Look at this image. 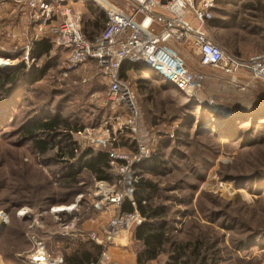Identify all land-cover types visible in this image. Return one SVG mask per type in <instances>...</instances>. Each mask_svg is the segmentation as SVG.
Returning <instances> with one entry per match:
<instances>
[{
	"label": "rangeland",
	"instance_id": "rangeland-1",
	"mask_svg": "<svg viewBox=\"0 0 264 264\" xmlns=\"http://www.w3.org/2000/svg\"><path fill=\"white\" fill-rule=\"evenodd\" d=\"M59 1L53 2L54 15L46 27L59 25L63 5H69L81 15L89 41L104 27L106 3L130 10L125 0ZM222 1L207 25L216 44L241 60L263 53L264 0ZM89 7L104 12L100 30L92 24L95 13ZM32 17L14 0H0V77L20 70L0 90V264H31L37 243L53 259L100 243V254H107L103 264H138L144 251L135 239L139 223L105 242L109 225L128 214L105 202L124 190L128 177L122 166L111 164V152L140 165L133 166V178L155 187L147 194L152 207L163 211L159 222L168 240L157 259L145 264L172 262L178 248L187 264H264V81L244 70L232 76L203 68L190 49L177 45L189 70L205 75L202 89L189 96L166 80L129 69L121 79L133 93L135 119L127 105L111 100L109 78L96 62L69 68V53L51 37V53L34 58L33 45L42 39ZM186 18L194 24L190 14ZM44 67L41 80L33 81ZM51 113L82 128L70 136L77 147L74 158L67 152L58 155L64 129L52 136L55 146L46 155L24 137L26 126ZM140 145H147L149 155L137 163ZM87 149L108 152L112 183L97 181L88 171L72 184L65 181ZM152 158L160 168L144 169ZM92 223L98 229L106 226L92 232ZM195 247L198 255L192 254Z\"/></svg>",
	"mask_w": 264,
	"mask_h": 264
},
{
	"label": "built area",
	"instance_id": "built-area-1",
	"mask_svg": "<svg viewBox=\"0 0 264 264\" xmlns=\"http://www.w3.org/2000/svg\"><path fill=\"white\" fill-rule=\"evenodd\" d=\"M14 1L31 12L41 39L51 37L57 47L69 53V68L96 62L104 69L109 78L111 100L127 105L133 111L135 119L138 118V113L131 102L133 93L129 83L123 82L120 76L125 66L137 67L143 76L149 75L145 70H151L169 82L175 90L189 96L202 89L205 75L189 70L185 58L177 50V45L190 49L203 68L216 69L232 76L244 70L253 80L264 81V52L241 60L226 53L209 34L207 23L211 11L222 0H125L132 10L119 9L106 3V26L93 41L85 36L82 17L71 6L63 5L61 23H51L47 28L54 15L53 2L58 3L59 0ZM187 14H190L194 24L186 18ZM140 147L137 163L149 155L147 145ZM110 158L111 164L122 166L121 172L127 173L128 177L123 184L124 190L114 192L105 198V202L119 208L128 199L135 206L133 194L137 181L133 178V159L119 152H111ZM142 221L137 212L120 214L107 228L105 242L114 241L121 229L127 232L134 222L140 225ZM95 238L93 235V239ZM103 241L104 239L101 244ZM37 245L31 264H66L63 257L51 258L42 243ZM100 255L101 258L99 256L91 264H103L102 259L107 254L102 252Z\"/></svg>",
	"mask_w": 264,
	"mask_h": 264
},
{
	"label": "trees",
	"instance_id": "trees-1",
	"mask_svg": "<svg viewBox=\"0 0 264 264\" xmlns=\"http://www.w3.org/2000/svg\"><path fill=\"white\" fill-rule=\"evenodd\" d=\"M223 3V1H220ZM92 13H95V20L92 22L94 28L100 30L102 23L104 21L103 13L97 14L96 10L92 7H89ZM217 12V10L215 9ZM213 23V20H209L207 25L209 26ZM106 26V16L105 23L103 29L99 32L101 33ZM208 28V27H207ZM84 31V30H83ZM98 33V34H99ZM84 34L86 35L85 31ZM87 36V35H86ZM53 50V43L51 40L42 39L40 41H36L33 45L32 56L37 59H41L44 56H47ZM131 69L134 70L139 75H142L137 67H133L132 65H128L123 67L120 76L124 77L126 72ZM46 72V67L36 71L31 79L35 82L41 80L42 76ZM153 80H163L160 78L155 72L149 70L147 72ZM20 76V70L2 75L0 77V90H4L8 84H12ZM29 78V77H28ZM27 78V79H28ZM142 81H145L142 79ZM62 129L65 130V137L62 142L64 144L59 148V156L65 155L66 152L69 154L71 158L75 157V152L77 151L76 143L71 141V133L79 132L82 128L72 127L68 120L63 119L57 114H48L43 119L38 120L35 124H31L30 126H26L23 130V135L26 139H30L33 144V148L39 152L41 155L48 154L54 148L53 138L55 134H57ZM40 133L45 134L46 139H41L39 135ZM140 165L134 166L136 170ZM160 168L159 162L157 158H152L149 160L146 165H144V169H156ZM88 171L97 181H103L112 183V175H111V167H110V159L107 151L104 150H93L87 149L82 156L80 157L78 167L74 169L72 166L71 170L66 173L63 177L66 182L74 183L77 177L83 172ZM155 187L151 185L149 182L144 181L143 179L137 180L134 184V194L133 201L135 203V207L132 203L126 200L122 207L123 211L128 213H133L134 208H136L141 217L145 219V222L140 224L135 233V239L137 241L142 242L144 246V251L142 255L138 257V264H145L152 260L157 259L163 250V246L167 242V231L162 222H159L163 215V211L161 209H156L152 207L150 202V195L147 192H154ZM102 248L94 246L89 249H76L74 250L70 256H65V262L67 264H90L96 261ZM192 254L198 255V248L195 247ZM200 256V254H199ZM183 257V253L181 248H178V251L175 255L171 257L172 262H168L167 264H187L186 262H181Z\"/></svg>",
	"mask_w": 264,
	"mask_h": 264
},
{
	"label": "crops",
	"instance_id": "crops-1",
	"mask_svg": "<svg viewBox=\"0 0 264 264\" xmlns=\"http://www.w3.org/2000/svg\"><path fill=\"white\" fill-rule=\"evenodd\" d=\"M132 71H134V70H132ZM135 72V71H134ZM136 73V72H135ZM143 76V75H142ZM151 77V76H150ZM93 225H91L92 227H90L93 231L92 232H98V233H100L104 228H105V226L104 227H102L101 229H98L99 228V224H97V228H96V224L95 223H92ZM87 225H89V223H87ZM98 247V246H97ZM72 251V250H71ZM71 251L70 252H68L65 256H70V254H71ZM119 252H121V254L122 253H124V250L122 249V250H120ZM126 252V251H125ZM123 255V254H122ZM64 256V257H65ZM63 257V258H64ZM117 259H118V256H115ZM120 258V260L119 261H123L122 260V258H123V256H121V257H119ZM65 259V258H64ZM123 259H125V258H123ZM1 262H3V261H1ZM2 264V263H1ZM3 264H5L4 262H3ZM67 264V263H66Z\"/></svg>",
	"mask_w": 264,
	"mask_h": 264
},
{
	"label": "bare ground",
	"instance_id": "bare-ground-1",
	"mask_svg": "<svg viewBox=\"0 0 264 264\" xmlns=\"http://www.w3.org/2000/svg\"><path fill=\"white\" fill-rule=\"evenodd\" d=\"M149 70H145V72H148ZM65 209H60L57 212L64 211Z\"/></svg>",
	"mask_w": 264,
	"mask_h": 264
},
{
	"label": "water",
	"instance_id": "water-1",
	"mask_svg": "<svg viewBox=\"0 0 264 264\" xmlns=\"http://www.w3.org/2000/svg\"><path fill=\"white\" fill-rule=\"evenodd\" d=\"M130 9L132 10V8L130 7ZM148 24H146V26H147Z\"/></svg>",
	"mask_w": 264,
	"mask_h": 264
}]
</instances>
